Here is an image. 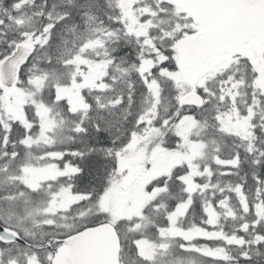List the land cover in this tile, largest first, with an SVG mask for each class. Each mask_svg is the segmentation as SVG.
<instances>
[{
	"label": "snow or ice",
	"instance_id": "snow-or-ice-1",
	"mask_svg": "<svg viewBox=\"0 0 264 264\" xmlns=\"http://www.w3.org/2000/svg\"><path fill=\"white\" fill-rule=\"evenodd\" d=\"M0 264H264V0H0Z\"/></svg>",
	"mask_w": 264,
	"mask_h": 264
}]
</instances>
